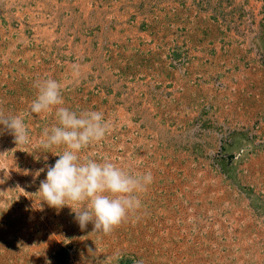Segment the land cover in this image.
Returning <instances> with one entry per match:
<instances>
[{
	"label": "rangeland",
	"instance_id": "374dc122",
	"mask_svg": "<svg viewBox=\"0 0 264 264\" xmlns=\"http://www.w3.org/2000/svg\"><path fill=\"white\" fill-rule=\"evenodd\" d=\"M46 77L112 122L82 155L153 183L138 219L82 229L38 193L54 110L28 144L0 125V264H264V0H0V108Z\"/></svg>",
	"mask_w": 264,
	"mask_h": 264
},
{
	"label": "clouds",
	"instance_id": "9594fccd",
	"mask_svg": "<svg viewBox=\"0 0 264 264\" xmlns=\"http://www.w3.org/2000/svg\"><path fill=\"white\" fill-rule=\"evenodd\" d=\"M33 87L36 95L25 111L8 115L0 108V125L14 136L17 145L28 144L26 117L54 110L56 123L43 128L39 147L62 150L54 154L59 159L47 166L46 179L40 182L42 201L58 209L71 207L82 229L92 222L94 232L105 235L130 217L138 219L141 194L153 183L152 172H133L108 157L82 155L89 146L106 138L112 129L111 120H106L102 111H76L63 106V84L56 79H37Z\"/></svg>",
	"mask_w": 264,
	"mask_h": 264
}]
</instances>
